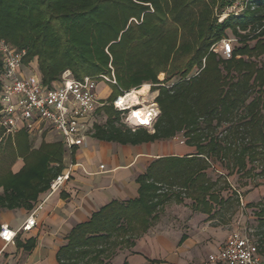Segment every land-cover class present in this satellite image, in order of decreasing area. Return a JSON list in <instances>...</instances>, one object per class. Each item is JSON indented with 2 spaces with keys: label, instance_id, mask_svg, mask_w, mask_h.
<instances>
[{
  "label": "trees",
  "instance_id": "1",
  "mask_svg": "<svg viewBox=\"0 0 264 264\" xmlns=\"http://www.w3.org/2000/svg\"><path fill=\"white\" fill-rule=\"evenodd\" d=\"M232 1L221 0L222 8ZM243 1L242 13L218 23L217 0H0V37L26 49L25 64L36 61L45 84L52 86L67 70L77 79L114 73L111 100L122 90L159 85L160 113L151 129L129 126L108 104L95 138L136 145L182 133L196 151L154 160L137 178L136 198L113 200L71 230L58 252L60 264H111L172 201L191 199L211 216L230 210L240 197L234 190L222 194L228 187H218L208 173L215 162L229 174L264 176V0ZM228 31L240 45L226 59L210 49ZM250 39L258 40L250 46ZM161 73L173 82L161 85ZM3 147L11 161L4 165L0 157V211L32 209L63 171V146L33 148L26 132L13 141L0 126ZM19 157L24 166L14 173ZM259 205L264 214V200ZM258 246L264 254V230Z\"/></svg>",
  "mask_w": 264,
  "mask_h": 264
},
{
  "label": "crops",
  "instance_id": "2",
  "mask_svg": "<svg viewBox=\"0 0 264 264\" xmlns=\"http://www.w3.org/2000/svg\"><path fill=\"white\" fill-rule=\"evenodd\" d=\"M25 71L29 73V70ZM147 85L149 88L143 93L144 85L131 90V94L138 91V97L146 96L152 91L150 84ZM97 91L104 105L87 122L85 144L68 150L61 136L48 124L44 126L43 134L20 131L26 132L33 148H39L42 143L62 144L64 168L60 174L69 170L70 178L57 190L52 191L50 188L40 194L32 209H1V226L8 225L17 232V236L12 242H5L0 238V264H60L58 252L67 243L71 230L77 224L88 221L94 212L113 200L136 198L139 194L137 178L154 160L162 156H188L196 152L193 146L185 142L176 143L172 139L134 145L95 138L93 134L96 127L106 121V114L102 109L105 105L112 104L113 85L100 80ZM17 134L11 135L13 141ZM23 166L24 160L19 157L12 170L17 173ZM2 191L0 188V192ZM191 207V214L184 216L182 227L180 216L169 220L167 227L162 220H157L133 248L119 251L111 264H150V260L154 261L153 264H189V261L181 258L183 252L190 256L194 253L201 254L204 247L209 251L219 252L228 237L220 226L221 222L217 220V214L211 216L196 210L193 201ZM34 212L37 221L35 227L30 231H23L22 226ZM215 237H220L222 241H215L213 244ZM31 240L34 245L27 250L25 245ZM261 255L264 259V254ZM201 264H207V261Z\"/></svg>",
  "mask_w": 264,
  "mask_h": 264
},
{
  "label": "built area",
  "instance_id": "3",
  "mask_svg": "<svg viewBox=\"0 0 264 264\" xmlns=\"http://www.w3.org/2000/svg\"><path fill=\"white\" fill-rule=\"evenodd\" d=\"M243 2L246 6L247 2ZM234 8L237 10L236 14H239L244 6ZM232 41L233 39L223 40L221 53L226 59L233 55ZM26 53V49H20L0 37V126L5 129V135H15L22 130L43 134L44 126L48 124L61 136L68 150L85 144L87 122L104 105L97 91L99 81L117 85L114 73L112 76L102 74L77 79L67 70L60 80L49 86L43 82L39 69L34 65L36 61L25 64ZM130 95L131 91L122 90L113 99V106L123 112L125 123L129 126H146L151 129L160 113L158 104L142 98L143 96H137L138 101L133 102L129 99ZM141 108H145L144 120L136 115ZM69 178V170L58 175L51 183V190H57ZM35 213L26 220L21 228L23 231H30L35 227ZM16 236L17 232L8 225L1 226L2 240L12 242ZM207 264H264V259L258 243L251 235L236 229L230 233L219 252L209 255Z\"/></svg>",
  "mask_w": 264,
  "mask_h": 264
},
{
  "label": "rangeland",
  "instance_id": "4",
  "mask_svg": "<svg viewBox=\"0 0 264 264\" xmlns=\"http://www.w3.org/2000/svg\"><path fill=\"white\" fill-rule=\"evenodd\" d=\"M238 1L239 2L237 3V1L234 0L232 1V3L230 2L229 5H226L222 8L221 0H217V4L214 6V17L217 18L218 23L223 22L225 18L230 14H236L237 10H235L234 6H237V8H242V6H244L245 8L243 0ZM243 10H241L239 13H242ZM224 39H233L232 43L235 47L240 45V42L235 38L234 34H232L231 31H228V36H225L223 39L213 44L210 50H213L216 54H220ZM257 40L258 39H250L247 41V43L252 46L257 42ZM30 63H33V61H31ZM30 63L26 65H29ZM36 64L37 62L34 63V65ZM36 66L38 68V64ZM158 79L160 82H162L161 85L164 86L169 85L173 82V79L166 80L165 73H161L158 76ZM148 84H150V87L154 88L155 90L151 91L149 94L143 96L142 98H146V100H149L150 102L156 101L159 106L157 99L160 92L159 89H157L159 85L154 83ZM121 116L123 117V120L125 122V115L121 114ZM6 137L7 135H5V138ZM172 140H174L176 143H182L185 138L183 137L182 133H180ZM3 152L4 154H2ZM0 157H2V164H9V162L11 161L9 147H3L0 149ZM208 173L213 180H219L218 187H228L226 190L222 191V194L224 196H228L232 192V190H234L240 197L239 204L235 202L230 210H223L217 214V220L221 222L220 226L227 234V237L232 231L239 229L251 235V237L257 243H259L261 239V233L264 230V228H262V224H264V214L261 213V206L259 205V202L261 200H264V176L257 174L254 176H243L240 173L234 172L229 174V169L225 168V166L222 167L220 163L216 162L215 167L209 169ZM185 201L186 203L184 202L182 204H177L173 201L167 204L166 207L161 210L158 220H162L163 225L167 227V224H170L168 223L169 220H172L176 216H180V227H182L184 216H189L192 210V201L190 199H186ZM213 223L217 222L213 221ZM214 239L215 240L212 242L213 244L215 243V241H222L220 237H215ZM208 247H210V244H208ZM214 253V251H209L204 247L201 254L194 253L192 254V256H190L183 252L180 256L185 261H189V264H201L203 263V261L206 262L208 260L210 254Z\"/></svg>",
  "mask_w": 264,
  "mask_h": 264
},
{
  "label": "bare ground",
  "instance_id": "5",
  "mask_svg": "<svg viewBox=\"0 0 264 264\" xmlns=\"http://www.w3.org/2000/svg\"><path fill=\"white\" fill-rule=\"evenodd\" d=\"M148 84V83H147ZM147 84H144V87L142 89V93L143 91H145V89H148L149 86ZM138 92V91H137ZM137 92H132V94L129 96V99H131V101L133 102H137L138 101V97H137ZM139 113L140 115L138 117H140L141 119H145V117L143 116L145 114V108H141L139 111L136 112V114Z\"/></svg>",
  "mask_w": 264,
  "mask_h": 264
},
{
  "label": "clouds",
  "instance_id": "6",
  "mask_svg": "<svg viewBox=\"0 0 264 264\" xmlns=\"http://www.w3.org/2000/svg\"><path fill=\"white\" fill-rule=\"evenodd\" d=\"M136 115H137V116H139L140 114H139V113H137Z\"/></svg>",
  "mask_w": 264,
  "mask_h": 264
}]
</instances>
